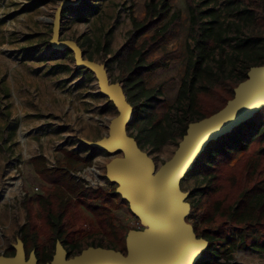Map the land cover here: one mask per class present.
<instances>
[{
	"label": "rangeland",
	"instance_id": "374dc122",
	"mask_svg": "<svg viewBox=\"0 0 264 264\" xmlns=\"http://www.w3.org/2000/svg\"><path fill=\"white\" fill-rule=\"evenodd\" d=\"M150 0H0V257L12 254L20 239V230L26 223L25 198L33 201L43 188L50 187L35 169L31 159L44 157L48 168L63 161L64 150L73 151V169L69 175L80 186L102 189L106 195L117 187L107 176V165L114 159L124 158L122 150L99 149L92 143L109 137L110 124L119 112L114 102L99 90L96 75L87 68H77L71 49L58 50L51 46L53 21L59 6V41L75 42L84 59L102 65L111 84L125 85L124 75L118 66L117 56L132 29L131 17L142 20L146 3ZM158 9L167 1L171 7L169 16L179 12L180 19L170 29L165 41L150 50L144 57L142 67L155 61L159 66L143 76V87L154 89L155 99L161 101L158 113L166 114L161 131L171 132L182 123L196 122L183 98L178 104L177 94L184 75L186 61L193 49L188 38L189 11L186 0H153ZM195 0L193 5L205 10ZM210 4L219 12L218 19L228 23L229 41L224 45L222 60L216 52L207 64L213 71H221L232 81L242 80L252 66H261L262 58L250 60L248 55L236 48L237 41L247 39L251 25L239 21L236 13L225 10L228 0ZM243 2H241V5ZM168 16V18H169ZM164 23V21L162 22ZM159 24L158 26H161ZM153 30L142 35L138 44ZM258 45L264 44V33ZM199 87L200 84H195ZM135 97L132 104H147L139 87L132 88ZM126 96V95H125ZM147 129L149 126L147 125ZM245 138L255 134L248 126L243 128ZM128 137L135 140L141 152L152 161L154 171L169 161L179 147L182 137L176 135L163 144L147 141L138 134L137 128H125ZM238 156L231 164H234ZM204 186L202 176L185 174L177 183L184 195L183 202H196L191 193ZM112 215V222L121 228L127 238L130 231L151 233L135 216L129 203L95 201ZM34 207L36 204L33 202ZM81 225L74 246H63L66 259H71L89 248L112 249L115 244L98 230V224L90 211L78 207ZM187 223L196 218L183 215ZM71 215L66 227L75 224ZM234 227L227 225V230ZM45 244L49 245L48 241ZM116 251V250H115ZM55 252V250H54ZM126 252L123 251V254ZM240 264H264V252L255 249H235L231 254Z\"/></svg>",
	"mask_w": 264,
	"mask_h": 264
},
{
	"label": "trees",
	"instance_id": "16d2710c",
	"mask_svg": "<svg viewBox=\"0 0 264 264\" xmlns=\"http://www.w3.org/2000/svg\"><path fill=\"white\" fill-rule=\"evenodd\" d=\"M186 1L190 16L188 38L194 47L186 61L177 99L178 104L183 98L187 99L188 108L196 117L194 121H200L224 108L247 75L234 82L225 73L214 72L207 64L216 52L221 62L224 45L230 39L228 23L218 19L220 11L209 8L212 2L216 4L218 1H202L205 10L193 5L195 0ZM167 3L165 1L164 7L158 9L157 3L150 0L146 3L142 20L131 17L132 29L127 32V41L117 56L118 66L124 75L122 88L127 101H134L132 88L140 86L147 102L131 105L132 120L126 128L134 126L140 137L156 144H163L176 135L183 138L189 124L182 123L171 132L161 131L167 115L157 112L161 101L153 96L156 91L142 85L145 73L159 66L155 61L143 68V57L165 41L171 27L180 19L179 12L169 16L171 7ZM225 10L235 12L239 21L251 25L250 36L237 41L236 48L244 51L250 60L261 57L264 61V44L258 45L264 33V0H228ZM151 30L152 34L138 44V39ZM197 83L199 87H196ZM246 126L255 131L248 138L242 133ZM135 141L139 139L135 138ZM63 152V161L56 167L48 168L41 156L31 159L50 187L43 188L35 201L31 197L25 198L26 223L20 230L25 259L33 252L37 264H46L51 262L58 241L62 246H74L79 234L78 226L81 225L79 206L90 211L98 224V230H91V233L102 231L115 244L113 249L126 252L122 229L114 225L107 209L94 204L95 201H109L110 197L119 203L126 200L115 192L116 187L106 195L102 189L86 188L76 183L67 169L74 168L71 156L78 157L73 151ZM238 156L237 161L231 164ZM190 173H196L204 180V186L191 193L198 194V199L190 203L188 215L196 218L200 214L192 227L196 237L205 239L207 243L194 264H240L231 255L235 249L264 252V107L232 131L209 141L186 174ZM71 215L75 216V224L67 228ZM228 224L234 227L231 231L227 230ZM45 241L49 242L48 247ZM14 255L15 249L7 257Z\"/></svg>",
	"mask_w": 264,
	"mask_h": 264
},
{
	"label": "water",
	"instance_id": "95a60500",
	"mask_svg": "<svg viewBox=\"0 0 264 264\" xmlns=\"http://www.w3.org/2000/svg\"><path fill=\"white\" fill-rule=\"evenodd\" d=\"M66 4H61L56 11L51 46L58 50L71 49L76 67L92 71L100 92L117 107L119 114L111 121L109 137L92 144L110 152L123 151L124 158L114 159L107 165V176L116 182L115 192L129 203L132 213L150 227L151 233L130 231L125 254L89 247L71 259H66L65 249L58 241L51 262L46 264H194L207 243L196 237L192 225L185 221L183 215L189 213L190 204L183 202L184 195L179 192L177 183L209 141L232 131L264 107V61L261 66L249 69L247 78L238 84L234 98L224 108L188 124L173 157L155 172L152 161L125 133L126 125L132 120V107L122 86L109 82L102 65L84 59L75 42L58 40L60 12ZM14 249L15 255L0 257V264H37L33 252L25 259L20 239Z\"/></svg>",
	"mask_w": 264,
	"mask_h": 264
}]
</instances>
